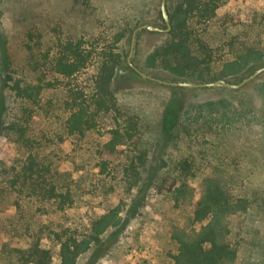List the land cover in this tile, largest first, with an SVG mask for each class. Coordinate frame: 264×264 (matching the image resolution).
Instances as JSON below:
<instances>
[{
	"label": "rangeland",
	"instance_id": "rangeland-1",
	"mask_svg": "<svg viewBox=\"0 0 264 264\" xmlns=\"http://www.w3.org/2000/svg\"><path fill=\"white\" fill-rule=\"evenodd\" d=\"M178 1L165 0L167 13ZM160 2L0 0V264H35L36 248L63 264L62 242L87 244L74 264H175L178 237L210 220L193 217L208 181L235 204L217 227L236 251L224 264H264V71L236 88L142 77L127 67L130 39L142 24L165 28ZM186 24L184 73L147 63L169 30H138L131 63L161 81L233 84L264 65V0H220L212 18ZM69 41L88 58L65 77L54 63ZM108 50L122 60L111 83L116 110L96 111L94 79ZM250 51L261 60L221 73ZM168 106L177 122L164 139ZM78 107L91 127L71 132ZM115 127L132 138L109 153Z\"/></svg>",
	"mask_w": 264,
	"mask_h": 264
},
{
	"label": "trees",
	"instance_id": "trees-1",
	"mask_svg": "<svg viewBox=\"0 0 264 264\" xmlns=\"http://www.w3.org/2000/svg\"><path fill=\"white\" fill-rule=\"evenodd\" d=\"M219 2L220 0H179L173 10L168 13L171 25L170 30L167 32L168 38L164 44L148 55L146 59L148 65L154 66L155 60L159 59L162 68L175 74L184 73L182 62L190 59V34L186 30V22L187 20L192 22L194 19L196 21H205L212 18L216 13ZM199 43V47L202 46L204 48V45L201 42ZM87 56L88 53L81 48L80 41L66 42L61 55L55 60L54 69L57 73L70 77L85 66ZM261 58V53L250 51L226 63L221 73L239 72L251 62H259ZM121 62V54L119 52L108 50L101 54L94 79L93 105L96 111L116 110L111 83ZM127 67H129L128 64ZM176 114L174 106H168L164 112L160 122L164 139L168 138L175 129ZM67 122L71 132H82L84 129L91 127L86 118V109L83 107H78L73 111ZM109 132L111 137L105 143L109 153L115 150L116 144L121 141L124 142L127 138H132V134L128 130L121 131L120 127H115ZM242 203L243 201H240L238 205L240 208H244ZM234 207L235 204L230 200L223 188L213 181H208L204 191L195 202L193 217L196 221H201L209 216L210 220L194 236L178 237L177 253L173 255L175 264H224V262L234 259L235 249L228 243L220 241L217 236V227H222L221 224L224 217L232 212ZM109 223H111V218L108 220L100 219L96 223L99 227H96V232L102 231ZM90 240L92 239H88L87 242ZM73 244L74 249H71L69 244L62 242L63 264H74L75 255L78 251L87 247V244L81 246L79 242H73ZM48 258L45 250L36 248L34 252H31V261L35 264H49L46 261Z\"/></svg>",
	"mask_w": 264,
	"mask_h": 264
},
{
	"label": "water",
	"instance_id": "water-1",
	"mask_svg": "<svg viewBox=\"0 0 264 264\" xmlns=\"http://www.w3.org/2000/svg\"><path fill=\"white\" fill-rule=\"evenodd\" d=\"M160 11H161V16L162 19L164 21L165 24V28H160V27H156L153 25H148V24H142L137 26L133 31H132V35H131V39H130V49L127 55V64L139 75H141L142 77H146L164 84H170V85H189V86H211V85H224L227 87H232V88H236L239 87L241 85H243L244 83L250 81L251 79L255 78L257 75H259L261 72L264 71V65L257 68L255 71H253L251 74H249L247 77H245L244 79H242L240 82L233 84V83H228L225 80L222 79H218L216 81L213 82H207V83H189V82H167V81H161L153 76L147 75L146 73L140 71L138 68H136L130 61V56L132 54V50H133V44H134V40H135V34L138 30L146 28L148 30H153V31H168L171 28L170 22H169V17H168V13L166 10V5H165V0H161L160 2Z\"/></svg>",
	"mask_w": 264,
	"mask_h": 264
}]
</instances>
